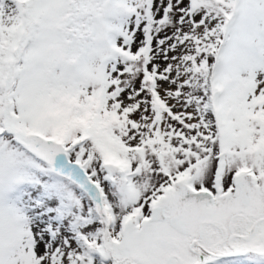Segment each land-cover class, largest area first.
<instances>
[{
    "label": "snow or ice",
    "instance_id": "snow-or-ice-1",
    "mask_svg": "<svg viewBox=\"0 0 264 264\" xmlns=\"http://www.w3.org/2000/svg\"><path fill=\"white\" fill-rule=\"evenodd\" d=\"M0 264H264V0H0Z\"/></svg>",
    "mask_w": 264,
    "mask_h": 264
}]
</instances>
